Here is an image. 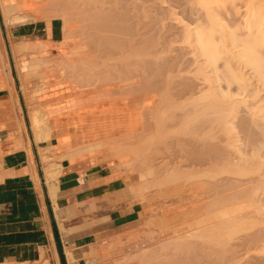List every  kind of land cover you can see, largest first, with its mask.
Returning a JSON list of instances; mask_svg holds the SVG:
<instances>
[{"label":"bare ground","instance_id":"6f19581e","mask_svg":"<svg viewBox=\"0 0 264 264\" xmlns=\"http://www.w3.org/2000/svg\"><path fill=\"white\" fill-rule=\"evenodd\" d=\"M21 1L1 7L7 25L19 20L38 21L31 9L56 4L55 0ZM68 4L76 8L80 19L78 33L93 39L101 55L97 60H103L95 65L90 60L95 67L91 70V65L86 69L82 63L87 55L84 59L80 52L77 58L78 52L73 51L77 57L71 58L67 49L72 34L63 25L60 40L11 43L15 57L40 52L37 58L20 59L17 64L26 76L39 81L32 100L71 95L65 104L50 103L31 109L27 117L34 141H45L53 129L62 131L61 117L66 116L76 125L71 133L64 134L63 144L76 155L87 150L89 154L102 155L107 163L123 166L131 164L135 156H143V144L155 148L154 143L158 147L164 143L166 148L163 145L164 149L156 147L159 152L154 150L161 158L158 167L155 169L150 160L152 155L146 156L145 152H154L147 145L151 149L145 148L146 158L141 160L145 163L141 164L150 165L131 174L130 180L142 186L152 177L158 180L162 176L156 182L167 185L173 195L165 187V195L161 189L158 191L168 198L166 201L174 196L163 205L171 204L170 208L184 221V225L179 220L180 226L172 225L167 232L171 236L162 242L156 230L150 235L144 227L127 233L120 238V246L143 236L155 246L139 248L121 258L123 262L128 258L136 259L137 264H264V7L251 9L254 13L248 15V24L243 21L247 28L235 23L233 29L229 24L234 20L224 14L227 7L223 10L205 5L206 11H198L196 21L191 18L195 21L192 26L185 23L181 29L177 27L183 32L176 33L182 36L180 41L179 36H174L176 40L170 38L174 29L169 28L167 34L169 30L164 27L168 23L147 14L142 0H74V5ZM217 11L229 18V24L217 19ZM159 22L167 33L160 29ZM80 43L84 48L79 45L83 48L78 46L79 50L87 52L85 43ZM0 47V61L6 68L1 37ZM42 52L64 56L62 65L67 67L58 69V60L47 56L38 59ZM52 78L59 80L48 86ZM50 87L53 88L48 90ZM20 127L23 129L22 123ZM44 159L50 161L46 157L41 160ZM54 172L48 175L53 177ZM151 190L148 194L154 195ZM157 193L154 199L160 195ZM174 212L170 213L172 218Z\"/></svg>","mask_w":264,"mask_h":264},{"label":"crops","instance_id":"0c3cea01","mask_svg":"<svg viewBox=\"0 0 264 264\" xmlns=\"http://www.w3.org/2000/svg\"><path fill=\"white\" fill-rule=\"evenodd\" d=\"M17 2L0 0V10ZM29 21L11 24L12 42L57 40L58 21ZM4 104L0 98L6 115ZM0 125L9 126L0 133V264H135L123 259L144 242L119 243L141 228L143 204L113 175V164L99 162L98 154L71 153L65 128L34 141L32 129L23 134L10 132L14 122Z\"/></svg>","mask_w":264,"mask_h":264},{"label":"rangeland","instance_id":"374dc122","mask_svg":"<svg viewBox=\"0 0 264 264\" xmlns=\"http://www.w3.org/2000/svg\"><path fill=\"white\" fill-rule=\"evenodd\" d=\"M142 1H143V5L145 7V10L147 11V14H150L151 16L153 15L160 22L162 21V22H165L166 24L168 23L167 25L164 24V23L163 24L166 25L164 28H166V31L169 30V32L167 31L168 32L167 33L165 31V29H163L165 31L163 33L169 34L170 33V29H174L173 31H175V32H173V33L171 32L173 35L171 33L169 34L170 38L171 39L174 38V40H176V38H177V37H174V36H179L180 39L182 38V36H181L182 34L181 33H183V32H181L182 30H179L178 28L181 29V25L183 27V24H185V23H187V24L190 23V25L192 26L193 23L198 19L199 14L201 12L200 10H202V12L206 11L205 5H206L207 8H211V7H214V6H216V8H217V6H218V9H219V7L220 8L223 7L222 8L223 10H224L225 7H227L228 10L225 8L226 9L225 12L226 11L228 12L229 10H231L232 6L234 5L233 10L229 11L228 13L224 12V14H227L226 16L232 17V20H234L233 24L232 23L231 24L227 23V22H229L228 21L229 18L226 17V16H223L224 14H220V13H223V12L219 13V11H217V13H219L220 15L216 14L218 20H220L224 24L225 23L229 24L231 26V28H233V29H234L235 23L240 25L241 27L244 25L243 26L244 29L247 28V26H248L247 24L248 23L246 22L247 21L246 19H247L248 15L250 16V14H251V12H253V10L258 11V10H260V7H264V4H263L264 0H255V1L254 0H212V1L211 0H142ZM231 1L233 2L232 3L233 5L231 4ZM257 1H260V2L257 3ZM19 2L21 3L22 1L19 0ZM19 2H17V3H19ZM55 3L56 4L53 5V6H51V5L42 6V7L35 8L34 10L31 9V11L30 10L29 11H30V13H32L33 15L38 17L37 20H42V21H45V22H49L51 20L58 21L57 25H58L59 29L57 30V34H56V37H55L57 40H60L62 38V36H63V28L66 26L69 34L70 35L72 34V37L70 36L71 38H68V39H71L70 40L71 42L68 41L70 47L67 49V53H68V55H71L70 56L71 58H73L74 60H75L74 57L78 56L77 58H80L79 56H81V55H79V53L81 52V54L83 56L87 55L86 58L88 57L87 59H85V56H84V59L86 61L85 62L83 61L82 63H85V66L91 65V64L95 65L96 63L99 64L103 59L101 61L97 60L98 59L97 56H98V54L100 55V53H99L100 51L97 54V50L98 49H97V46L95 45V42L93 41V39L91 37H87V35L82 36V35H80L78 33L79 32V25H80L81 22H80L79 17H77V15H76V8L74 6H71V4L66 5V3H72L73 4L74 0H55ZM227 3H228V6H227ZM169 6H170V8H169ZM251 9H253V10H251ZM256 9H258V10H256ZM198 11H199V14H198ZM165 14H166L167 17L165 16ZM196 16H198L197 19L195 18ZM157 17H162V18L158 19ZM192 17H194L195 21L193 19H191ZM62 18H65V19H62ZM227 18H228V20H227ZM161 19H164V20H161ZM30 21H32V20H30ZM243 21L245 23H247V24H245ZM191 22H193V23L191 24ZM221 22H220V24H221ZM4 23L5 22H4L3 18H2L1 11H0V37H1V44H2V47L4 49L5 58H6V64H7V67L5 68L4 65L0 61V83H1V85H3L2 87L0 86V98L7 99L8 102H9L8 105L7 104L3 105L5 107L4 111H7V110L10 111L11 110L10 114H7V113H5L6 115H4L3 113L0 114V124L7 123L9 121L14 122L15 125L12 126V130L10 132H16V133H21L22 132L23 134H27V131L30 130V125H29L27 114L30 113L31 109H33L34 107H37V106H41V105L42 106H45V105L47 106L50 103H58L59 102L58 104H61V103L65 104V102L68 101L71 98V95H70V93H67L65 95H64V93H62L61 95H50V96H47V97H45L42 100H37V99L32 100V96H31L32 91L34 90L35 86L38 84L39 81L37 79H31V78H29V76H26L23 71H20L18 69L17 64H18V61L20 59H31L33 57H36V55L38 53H40V52H37V54L27 52V53H24L22 55H19V56L15 57L13 55L12 50H11V43H12V41L14 39L11 36V33H10V27L12 25H7L6 23H5L6 24L5 25ZM170 23H172V24H170ZM218 23H219V21H218ZM178 24H179V26H178ZM224 24H221V25L225 26L226 24L225 25ZM161 25L162 24L160 23V27H161ZM173 25H175V26H173ZM229 25H228V28L225 26L226 29H230ZM240 26L238 28H240ZM235 27H236V25H235ZM160 29L162 30V27ZM241 29H243V28H241ZM67 30H65V32H64L65 36L68 35ZM246 30H248V29H246ZM178 31H180L181 33L178 32ZM176 33H180L181 35L180 34H176ZM174 34H176V35H174ZM76 35H77V37H76ZM182 39L180 41H182ZM180 41H179V43H181ZM80 42L85 43V48H86V46L88 47V48H86L87 52H85V50H81V49H80L81 51L79 50V48H82V47L79 46V45H81ZM176 44H177V42H176ZM78 46H79V48H78ZM81 46H83V48H84V44L81 45ZM0 49H1V47H0ZM76 49H78L79 51L76 50ZM73 51L74 52L75 51L78 52V54L76 53L77 56H76L75 53H72ZM82 51H84V52H82ZM41 55H42V57H39L38 59H43L45 56H47L48 58H53V59L58 60V61H56L55 67H58V69L60 67H63L62 59L64 58V56L56 55V54L51 53V52H45L44 54L42 52ZM100 57H101V55H100ZM78 60L79 59H77L76 62H78V67H79V61ZM90 60L92 61L91 64H90V62H91ZM93 61H94V63H93ZM98 61H100V62L98 63ZM87 63H89V64H87ZM67 65L68 64L64 65V67L65 66L67 67ZM92 65L89 66V69L91 67H94ZM71 66H72V68L76 67V65L74 67H73V65H71ZM71 66H70V68H71ZM83 66H84V64H83ZM86 69H88V66H87ZM92 69L93 68H91V70ZM80 78L82 80V77H80ZM58 80H59V78H55V79L52 78L47 83V85L50 86V84H51V86H52V84L57 83ZM81 80L78 79V81H76V82L80 83ZM52 88L50 87L48 90H51ZM24 98H27L26 99L27 101H25V103H24ZM5 116H7L9 119L7 117H5ZM71 119L72 118H70L68 120L66 116H62L61 117V124L65 128V133H68L69 131L72 132V130H74V127H75L76 123H75V121L73 119L72 120ZM20 123L23 124V129H21ZM7 131H9V129H5V130L1 131L0 133H6ZM168 134H170V132ZM145 137H148V136H145ZM143 139H144V137H143ZM149 140H151V139H149ZM144 141L146 142V139H144ZM152 141H153V139H152ZM154 144H155L154 146L158 147L156 143H154ZM143 145L146 146V147H144V146H143L144 148L141 147L143 149V151H140V152L143 155L142 157H145L144 156V150H145V148L146 149L149 148L147 146L149 144H143ZM163 145L166 148V145L164 143H161L157 149H161V148L164 149ZM149 146L153 147L151 145H149ZM156 147L155 148L153 147L152 149L149 148V149L154 151V150H157ZM142 149H140V150H142ZM163 149L161 151H163ZM145 151H147V150H145ZM157 151L159 152V150H157ZM165 151H166V149H165ZM154 152H151L149 155H148L147 152H145V154H146L147 157H150V155H152L150 157V160L154 161V162L152 161V163L155 166L152 165V167L154 166L155 169H156L158 167L159 160L161 162V158L159 157V154H157V152H155V153ZM81 153H82L81 155H83V154L87 153V150H81ZM98 155H100V154H98ZM102 157L103 156L100 155L98 157V160H100L101 163H107V162H105V160ZM135 157H137V158L134 159V161H132L131 164H127V165H123V166H118L117 162H109V163L113 164L112 169H113V171H115L113 175L114 176H120V177L124 178V180L127 183L129 191H130L131 195L133 196V198L136 199V200H139L143 204V211H142L141 218H140L139 222H137V225L141 226V228L144 227L143 230H147V234L148 235H150L153 232V230H156V231H154L155 234L160 236L158 241L162 242L166 238L171 236L172 233L171 232L167 233V232H169L171 230L172 225L174 226L176 223H177L176 225H178L179 222H181L180 224L184 225V223H183L184 221H183V218H181V216H180V218L182 220H180V218H178L179 214H176V212H174V209L172 207L171 208L173 209V211L171 210V208H170L171 204H169L168 206L167 205H165V206L163 205L165 203L166 204L169 203L171 201L172 197H174V196H171L170 189L168 187L166 189L167 185H165L164 186L165 187V191L166 190L170 191L169 194L171 196L170 197L171 199L169 198V201H166V200H168V198L165 199L166 197L163 196V195H165V192L162 190V188L164 189V187H163V185L161 183H157V182H160L159 178L162 177V176H159L158 180H157V178L152 177L151 180L148 181L149 183L146 182L145 184H142V186H140L139 183L136 184V182L130 180L131 179L130 178L131 174L138 173L139 171L144 170L143 169L144 166H146L147 164L150 163L149 162L150 160H148L147 162H149V163H146V164H144L142 166L144 161L141 162V160H142L141 155L139 157L138 156H135ZM155 157H156V160H155ZM147 159H149V158H147ZM143 160H145V159L143 158ZM139 163H140L141 166H138ZM114 166H115V168H114ZM134 166L138 167V169L136 170V167H134ZM115 173H118V175L115 174ZM133 182H134V184H133ZM156 183H157V185H156ZM154 184H155V187L153 186ZM158 185H159V188H158ZM140 187H141V189H139ZM151 189H154L153 190L154 191V193H153L154 195H156L157 192L160 193V191H158V190H160V189L162 190L161 193H164V194L162 195L160 193V195L163 196V198L165 199L164 203H163V198L157 200L158 197L159 198L161 197L159 195V193H157L159 196L156 197L155 199H154V197H155L154 195L148 194ZM148 195L151 196V197L153 196V198L150 197L151 198V200H150ZM172 195H173V193H172ZM153 199H154V201H152ZM160 202H161V206H160ZM164 207L166 209H164ZM167 208L168 209L170 208L169 209L170 213L171 212L175 213L173 215V218H172V215L170 213H168L169 211H168ZM175 215H177L176 218H174ZM154 219H155V221H153ZM158 219H159V221H158ZM174 219H177L176 220L177 222H175ZM178 220H179V222H178ZM161 222H162V224H161ZM180 224L178 226H180ZM166 226H168V228ZM165 227H166V229H165ZM137 240L144 242V246L151 245V241L150 240L147 241V236H143L140 239L138 238ZM154 246L155 245H151L150 248H152ZM129 261L130 262H134V263L136 262L135 264L139 263L136 259H133V260L129 259ZM148 263H149V261H148Z\"/></svg>","mask_w":264,"mask_h":264}]
</instances>
